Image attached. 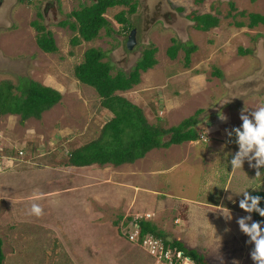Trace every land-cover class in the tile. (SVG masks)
I'll return each instance as SVG.
<instances>
[{"label":"rangeland","instance_id":"1","mask_svg":"<svg viewBox=\"0 0 264 264\" xmlns=\"http://www.w3.org/2000/svg\"><path fill=\"white\" fill-rule=\"evenodd\" d=\"M230 1L236 11L230 8ZM134 2L137 9L125 14L127 24L115 19L120 11H127V6L108 8L104 16L111 33L101 29L95 39L72 45L70 40L78 33L60 22L74 21L69 13L93 0L0 1V81L8 79L17 84L18 78L25 76L62 93L61 101L43 112L40 120L30 118L21 124L18 115L0 117L4 145L19 158L6 163H16L14 170L0 171L3 264H152L151 254L124 234L131 222L126 221L127 216L148 218L168 238L182 239L198 250L209 264H254L249 244L239 253V245L219 246L204 238L210 228L197 225L192 232L196 212L205 221L203 212L210 208L189 207L179 200L186 197L214 203L225 192L224 208L229 206L232 189L241 192L250 180L245 189L249 193L264 188V167L259 177L256 169L245 168L247 160L243 168L231 170L230 160L239 149L235 135L229 137L225 131L242 124V109L251 111L264 105V27L235 25L248 22L247 16L238 15V11L264 15V0ZM193 13L215 15L219 24L208 31L196 30L189 17ZM35 20L53 34L57 52L47 53L38 47V32L32 26ZM132 28L136 29L135 44L127 49ZM173 40L197 46L188 65L183 49L175 59L167 55ZM151 45L158 50L157 64L141 73L139 84L117 93L142 108L150 124L165 129L201 110L196 115L197 143L186 147L175 144L170 150L152 148L146 157L157 159L151 162L144 159L117 167L92 164L52 170L62 167L61 159L72 150L96 139L112 117L101 106L95 89L74 76V67L82 61L84 51L99 47L106 52L104 60L113 65L112 73L117 69L128 72ZM239 48L251 52L241 55ZM217 69L221 76L215 75ZM221 114L227 119L221 120ZM214 144L220 156L212 157ZM18 150L23 154L18 156ZM184 151L187 156L172 166ZM162 168V172H151ZM230 171L233 175L228 179ZM33 204L41 207V215L30 212ZM218 213L205 214L223 225L225 218ZM211 230L217 232L216 227Z\"/></svg>","mask_w":264,"mask_h":264},{"label":"trees","instance_id":"2","mask_svg":"<svg viewBox=\"0 0 264 264\" xmlns=\"http://www.w3.org/2000/svg\"><path fill=\"white\" fill-rule=\"evenodd\" d=\"M114 6L128 7L126 12L122 10L115 16L117 22L121 24L128 22L126 13L133 14L137 9L134 0H93L90 5L81 4L79 9L72 10L68 16L74 18V21L60 22L62 26L67 25L78 33L71 38V44L77 45L80 41H91L99 35L101 29H105L106 34H110L112 28L104 14L108 8ZM230 8L232 11L237 10L232 1H230ZM237 14L248 18L247 23L236 22L237 27L254 28L258 25L264 27V15L261 13H247L242 10ZM189 17L194 21L196 30L199 31H208L219 24L218 17L210 13H193ZM32 26L38 32L36 37L38 47L47 53L57 52L58 47L53 34L36 20L32 22ZM179 49L184 50L185 64L188 65L191 54L197 49V46L194 44L183 45L173 40V44L166 49V53L170 59H175ZM157 51V47L153 45L146 47L128 72L117 69L114 73H112L113 65L108 60H104L106 52L101 48L91 46L84 51L82 61L74 67V76L81 83L95 89L101 106L108 109L112 113V117L102 126L96 139L70 152L67 159L68 165L82 167L92 164L101 166L112 164L119 166L143 158L152 148H166L171 144H181L184 141L198 139L195 124L198 122L196 115L201 110L195 112L193 116L183 119L178 125L165 129L150 124L144 116L142 108L117 93L130 90L140 83L141 73L157 64ZM250 52L251 50L248 48L238 49V53L241 55ZM214 73L221 76L218 69ZM61 99L60 91L42 85L30 77H19L17 84H13L8 79L0 81V117L18 115L21 124L30 118L40 120L43 112L51 109ZM166 135H168V139L164 140L163 137ZM250 194L264 198L262 190L253 191ZM260 206L264 208V199L261 200ZM251 215L256 221H264V217H261L257 212H253ZM126 221L135 222L140 234L150 232L163 237L165 245L171 248L175 256L180 254L182 257L192 258L200 264H209L196 249L186 246L181 240L168 238L152 221L131 216H127ZM2 246L3 241L0 237V264H3L4 260Z\"/></svg>","mask_w":264,"mask_h":264},{"label":"clouds","instance_id":"3","mask_svg":"<svg viewBox=\"0 0 264 264\" xmlns=\"http://www.w3.org/2000/svg\"><path fill=\"white\" fill-rule=\"evenodd\" d=\"M221 120L227 117L223 114ZM240 119L242 124L231 130H226L229 137L235 135V143L238 145V151L230 160L232 171L243 168L245 160L249 166L256 169V177H259L264 167V105L249 111L246 107L241 110ZM238 194H242L243 198L239 201V207L249 215L237 219L240 231L249 237L247 243L254 244L251 250V258L254 264H264V221H253L251 213L257 212L264 217V208L260 206L262 199L259 195H251L248 190H244ZM226 220L232 219V213L229 209H221ZM36 215L42 214L39 205L33 204L30 210ZM249 221H252L249 223Z\"/></svg>","mask_w":264,"mask_h":264},{"label":"crops","instance_id":"4","mask_svg":"<svg viewBox=\"0 0 264 264\" xmlns=\"http://www.w3.org/2000/svg\"><path fill=\"white\" fill-rule=\"evenodd\" d=\"M50 87H52V88H55L54 86H50ZM55 89H57L58 91H60L58 88H55ZM226 129V128H225ZM226 131V130H225ZM218 133H220V132H218ZM227 133V132H226ZM220 137H223V136H220ZM225 137H226V135H225ZM3 139H4V137H3ZM222 142V141H221ZM3 143H4V140H3ZM197 143V141L195 140V141H184V142H182V144H180L179 146H181V147H186V145H188V144H190V145H195ZM215 143V142H214ZM174 145L175 144H171L169 147H167V148H159V149H162V150H170V149H172V148H175L174 147ZM214 147H215V151H214V153H213V155H212V157H215V156H220L219 155V153L220 152H218L217 150H219V148H218V146L216 145V144H214ZM177 148H178V146H177ZM156 149H158V148H154V149H152L153 151L154 150H156ZM151 150V151H152ZM186 150V149H185ZM150 151V152H151ZM199 151V150H198ZM187 152H188V150H187ZM149 153V152H148ZM148 153H146L145 154V156L143 157V158H140V159H138V160H136V161H141V160H146L145 162H151V161H153V160H156L157 159V157H154L153 158V160H148V158L146 157L147 156V154ZM70 154V153H69ZM69 154L67 155V156H69ZM67 156L66 157H64V159H61V160H64L63 162H61L62 163V167L61 166H59V167H52L51 169L52 170H54V169H64V170H66V169H71V168H69V167H71L72 165H68L67 164ZM187 156V154H186V152L184 151L182 154H181V156H180V154H179V156L178 157H176V159L174 160V163H173V165L172 166H175V165H177L179 162H180V157H183V158H185ZM217 158V157H216ZM13 162H15V161H13ZM135 162V161H134ZM5 163H7V162H4L1 166H0V171L1 172H5V173H9L10 171H12V170H14L13 168H14V165H17L16 163H13V166L12 165H10L9 163V166L8 165H6ZM145 165V164H144ZM120 166V165H119ZM77 167V166H76ZM84 167V166H83ZM86 167H92L91 165L90 166H86ZM117 167V166H116ZM247 167H249V163H248V166H246L245 168L246 169H248ZM146 170H148V169H150L149 167L147 168V167H144ZM154 168V167H153ZM231 170H232V168H231ZM251 170V168H249L248 169V171H250ZM149 171V170H148ZM147 171V172H148ZM162 172L163 171V168L162 169H160V170H154V171H151V172ZM4 174V173H3ZM232 171H230V173H229V178L228 179H231V177H232ZM4 176V175H3ZM2 176V177H3ZM251 176V175H250ZM1 179V178H0ZM8 180H9V182H10V180H12L13 181V179L12 178H8ZM250 183H252V180H250L249 181V183H245L243 186H242V188H241V190L242 191H244L247 187H248V185L250 184ZM250 186V185H249ZM253 191H257V190H262V191H264V188H255V190L254 189H252ZM241 191V192H242ZM253 191H251V192H253ZM250 192V193H251ZM238 193H240V191H236V190H234V189H232L231 191H230V193L228 194V198H229V206L228 207H222V201H223V199L224 198H227L225 195L227 194V193H225V192H223L222 193V195H219V197L215 200L217 203L219 202V205H215L214 203H216V202H212V201H207V202H200L198 199H187L186 197H181V200H179V202L180 203H184V204H186V205H189V207H190V205L191 204H194V205H197V206H205V207H208V208H210V209H205L204 210V212H203V217H204V219H205V221H201V219H200V215H199V212L197 211L196 212V214H195V217H194V219H192V223H193V221L196 219V221H195V223H193V224H191V226H192V232L194 231V230H196L195 228L197 227V225H199L200 227L202 226L203 228H210L209 230L210 231H207L208 233L204 236V238H208L209 240V242L210 243H213V244H215V245H219V246H226V245H239V249H236V251H238L239 253H242L243 252V250H241V247L242 246H245V244H249V243H247V241H248V239H249V237H247L245 234H243L241 231H240V229H239V225H238V223H237V219L238 218H240V217H244V216H247V215H249V213H247V212H245L244 210H242L240 207H239V204H237V202H239L242 198H243V196H242V194H238ZM163 198H165V195L163 194ZM225 196V197H224ZM169 198H172V196L171 195H169L168 196ZM232 198V199H231ZM168 200H170V199H168ZM195 200V201H194ZM229 209L230 211H231V213H232V219L231 220H226V219H224L225 221L223 222V225L221 224V223H217L216 224V222H215V220H214V222H212V220L210 219V217L209 218H207L206 217V214L205 213H207V212H210V211H213V212H215V211H218V212H220V213H222V211H221V209ZM202 213V212H201ZM200 213V214H201ZM220 213H218V214H220ZM219 216V215H218ZM190 217V215H189V211H188V218ZM224 217V216H223ZM145 218V217H144ZM145 219H147V220H149L148 218H145ZM209 219V220H208ZM220 218H218L217 220H219ZM252 219H253V221H256V220H254V218L252 217ZM189 220H191V217H190V219ZM183 222H184V225H185V222L186 221H184L183 220ZM252 221H249V223H251ZM216 224V225H215ZM262 227H264V225H261ZM182 228H184V226H181ZM212 227V228H211ZM215 227H216V229H217V232L215 231V230H211V229H215ZM228 239V240H227ZM178 240H181L182 241V239H178ZM233 240H235L234 242H233ZM205 241V240H204ZM208 241H206V242H208ZM183 242V241H182ZM185 242V241H184ZM183 242V243H184ZM230 244H229V243ZM185 245H186V242L184 243ZM250 246H252L251 248H250V250H252L253 248H254V244H249ZM187 246V245H186ZM233 250V249H232ZM198 251V250H197ZM233 251H235V250H233ZM251 252V251H250ZM208 261V260H207Z\"/></svg>","mask_w":264,"mask_h":264},{"label":"built area","instance_id":"5","mask_svg":"<svg viewBox=\"0 0 264 264\" xmlns=\"http://www.w3.org/2000/svg\"><path fill=\"white\" fill-rule=\"evenodd\" d=\"M21 154H23L22 150H18V156ZM15 160H19V158L9 153L0 133V166L4 162ZM124 234L127 236L128 241L142 246L151 254L152 264H200L192 258L182 257L180 254L175 256L171 248L165 245L163 237L150 232L140 234L137 224L133 221L130 222V227Z\"/></svg>","mask_w":264,"mask_h":264},{"label":"water","instance_id":"6","mask_svg":"<svg viewBox=\"0 0 264 264\" xmlns=\"http://www.w3.org/2000/svg\"><path fill=\"white\" fill-rule=\"evenodd\" d=\"M135 32H136V29H131L129 34H128V37H127V40H126V47L127 49H132L134 44H135Z\"/></svg>","mask_w":264,"mask_h":264},{"label":"flooded vegetation","instance_id":"7","mask_svg":"<svg viewBox=\"0 0 264 264\" xmlns=\"http://www.w3.org/2000/svg\"><path fill=\"white\" fill-rule=\"evenodd\" d=\"M1 1V0H0ZM133 29V28H132Z\"/></svg>","mask_w":264,"mask_h":264}]
</instances>
